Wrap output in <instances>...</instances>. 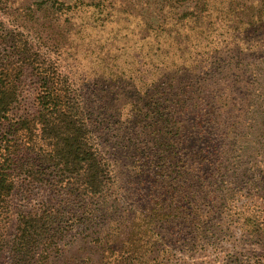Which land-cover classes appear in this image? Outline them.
<instances>
[{
    "label": "trees",
    "instance_id": "trees-1",
    "mask_svg": "<svg viewBox=\"0 0 264 264\" xmlns=\"http://www.w3.org/2000/svg\"><path fill=\"white\" fill-rule=\"evenodd\" d=\"M83 1L89 7L105 3ZM167 1L178 2V15L167 18L168 25H178V37L199 35L202 22L216 15L237 20L247 14L250 20L233 27L243 35L224 47L228 58L214 56L217 50L213 56L198 52L197 39L186 53L193 67L179 55L178 75L166 88L132 104L138 118L157 121L154 132L163 136L155 151L143 143L145 137L136 138L132 178L124 179L118 197L112 196L113 171L78 90L20 26L10 28L0 18V218H8L17 188L26 193L43 185L52 195L35 211L18 213L11 264H166L161 258L176 235L182 248L202 249L210 244L205 242L213 220L230 219L243 206L249 175L242 173V159L249 148L240 143L257 139L253 133L264 125V0L245 6L237 0H197L193 6L189 0ZM56 2L41 3L56 14L63 7ZM5 5L0 3L4 16ZM27 83L33 111L12 119ZM262 131L256 142L264 148ZM170 218L177 220L174 234L157 225Z\"/></svg>",
    "mask_w": 264,
    "mask_h": 264
},
{
    "label": "rangeland",
    "instance_id": "rangeland-1",
    "mask_svg": "<svg viewBox=\"0 0 264 264\" xmlns=\"http://www.w3.org/2000/svg\"><path fill=\"white\" fill-rule=\"evenodd\" d=\"M56 1V4L63 2V7L59 5L55 14L56 8H48L41 3L42 0H0L7 6V15L0 14V18L10 28L20 26L34 47L56 62L78 90L88 109L95 142L109 159L113 171L112 196L118 197L124 194V179L133 173L131 169L135 159L131 155L135 146L138 147L136 138L142 141L145 137L143 143L155 151L161 141L158 137L163 136L154 132L159 126L157 121L145 115L138 118L132 104L138 102L139 97L145 98V94V100L149 101V96H158L166 88L167 80L178 75L179 55L185 65L192 68L191 61H188L190 55L186 53L192 48L189 43H195L197 39L198 52L213 56L217 50L220 53H214V56L228 58L224 47L234 35L240 34L233 27L247 25L250 16L239 14L240 17L234 20L216 15V19L203 21L201 33H195L189 39L183 35L178 37V25H168L171 23L167 19L170 12L178 15V2L105 0L102 5L89 7L83 0ZM196 1L189 0V4L193 6ZM237 1L245 6L253 0ZM92 3L97 4L99 0ZM221 5L216 3L218 7ZM228 47H233V44ZM32 102L31 85L27 83L19 102L11 110L10 118L17 119L32 113ZM260 129L258 125L253 133L257 139V133L263 132L264 125ZM135 133L143 135L139 138ZM148 133L150 135L146 136ZM252 138L254 143L248 144L247 137L240 143V147L249 148L247 157L242 159L247 161L242 173L246 170L245 174L249 175L248 179L244 177L248 182L244 184L246 190L243 189V193H249L241 199L243 206L233 211L230 219L213 220L210 226L213 236L209 234V240L205 242L209 245L186 250L179 246L176 235L167 248L168 255L161 261L166 264H264V148ZM51 196V191L43 185H35L26 193L17 188L12 193L8 218H0V264L12 262L10 247L18 213L35 211L38 203L49 201ZM123 204L126 207L122 201V207ZM237 206H241L239 202ZM157 221L162 230H171L173 234L178 231L177 220L173 218L169 224ZM82 253L88 254L87 251Z\"/></svg>",
    "mask_w": 264,
    "mask_h": 264
}]
</instances>
